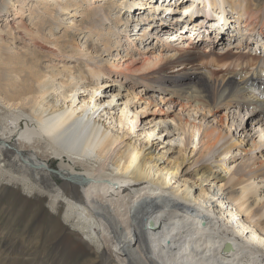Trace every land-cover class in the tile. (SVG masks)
Returning <instances> with one entry per match:
<instances>
[{
  "label": "bare ground",
  "instance_id": "bare-ground-1",
  "mask_svg": "<svg viewBox=\"0 0 264 264\" xmlns=\"http://www.w3.org/2000/svg\"><path fill=\"white\" fill-rule=\"evenodd\" d=\"M0 18V264L50 245L264 264V143L237 134L264 132V0H0Z\"/></svg>",
  "mask_w": 264,
  "mask_h": 264
},
{
  "label": "rangeland",
  "instance_id": "rangeland-1",
  "mask_svg": "<svg viewBox=\"0 0 264 264\" xmlns=\"http://www.w3.org/2000/svg\"><path fill=\"white\" fill-rule=\"evenodd\" d=\"M186 2V1H185ZM184 2V3H185ZM164 5V4H163ZM165 6V5H164ZM163 6V7H164ZM182 5H176L175 7H174V12H176V14L177 13H180L181 14V11H183L182 9V7H181ZM202 6V4L201 3H197V7H201ZM215 9H217V8H215ZM217 12H219V10L217 9ZM216 12V13H217ZM215 13V12H214ZM226 15H227V17L229 18V20H230V24H229V31L231 32V30H235L234 28H233V26H232V12H230V10L229 9H227L226 10ZM218 14V13H217ZM229 15H231V16H229ZM179 16H181V15H178V17H176V18H174V19H172L173 20V22H177V21H179ZM183 17V16H182ZM178 18V19H177ZM210 19H213L214 21H216V23L218 24L219 23V19H218V17H217V15L216 14H214V15H210ZM153 20V19H152ZM2 25H4V22L1 20V18H0V27L2 26ZM132 28H134V27H132ZM136 29H139V26H137L136 27ZM136 29H134V32H132V33H135V30ZM60 30H61V28H59V30H57L58 32H56V34L57 35H59V33H60ZM226 31L227 33H224L223 34V37L225 38V41H229L228 40V38H227V36L228 37H230V41H232V42H236V41H239L240 39L239 38H237V36H230V35H227L228 34V32L229 31ZM132 31V30H131ZM130 31V32H131ZM137 31V30H136ZM156 32H160V31H156ZM236 32H240V29H238ZM161 35H160V37L162 36V34L163 33H160ZM226 34V35H225ZM234 37V38H233ZM183 40H187V38H184ZM205 41L207 40V39H204ZM208 41V40H207ZM206 41V42H207ZM261 42L262 41H260V44H261ZM11 43V41L8 43V44H10ZM148 42L147 41H145V42H142L141 44H140V47L141 46H144L145 44H147ZM187 43H189V44H191V42L189 41V42H187ZM180 44H182V43H180ZM179 44V45H180ZM204 45H206V43L204 44ZM203 45V48H208V47H205ZM251 45V44H250ZM139 46V45H138ZM254 46H255V44L253 43L252 44V46H250L251 48V50H253L254 49ZM263 47H264V44H263ZM218 49H220V47H217ZM224 49H225V47H224ZM235 49V48H234ZM255 50H256V52L257 53H259V54H264V50L262 49V47L260 46V47H258V45H257V48H255ZM135 51H137V50H131V52H134L133 53V58L134 59H136V60H140V59H142L145 55L146 56H148V53L147 52H144V53H146V54H144V53H139V51H137V52H135ZM120 52H122L121 50H120ZM113 54H115L116 52H112ZM135 54V55H134ZM115 56V55H114ZM114 56H112V58H115ZM120 57V55H118L117 56V58H119ZM142 57V58H141ZM124 58V57H123ZM123 58H120V59H123ZM41 62L42 63H45V62H47V58H45V59H43V60H41ZM116 62H117V60H116ZM115 62V63H116ZM138 74V73H137ZM126 82H128V83H130V80L129 79H127V81ZM132 88H134L135 90H140L141 88H142V86L141 85H132L131 86ZM158 94H160L161 96H167L166 95V93H162V92H160L159 90H155ZM254 91H257V90H254V89H251V91L250 92H252V93H250V94H253V96H256L257 98L258 97H264V95H262V94H260L259 95V93L258 94H256ZM260 92V91H259ZM245 108H249V107H242L241 108V110L240 111H242V113L245 115ZM116 110H118V109H116ZM223 110H221V112H222ZM230 115V114H229ZM231 117V116H230ZM247 118H248V116L247 115H245V120H247ZM211 119V117L209 118V120ZM254 126V128H255V126H257V124H254L253 125ZM262 127H260V129H261ZM258 128L256 127V129H255V131H252V130H250V132H249V135H248V133L247 132H245V130H243V131H241V129H239L238 128V130L240 131V132H237V134L239 135V134H241L242 136L241 137H243V136H245V137H243V138H245V139H247V141H248V143H251V138L254 140V141H263L262 143H264V132L262 133L260 130H257ZM235 132V131H234ZM247 135H248V137H247ZM250 135H251V137H250ZM249 137H250V139H249ZM249 139V140H248ZM245 147V146H244ZM246 147H247V145H246ZM245 147V148H246ZM250 149H251V147H250ZM256 155H257V157L259 158V159H262V158H264V152H262L261 154H258V153H256ZM54 164L53 165H55V162H53ZM4 200V201H3ZM0 201H2L3 203L4 202H7V199H4V198H2V197H0ZM3 220V221H2ZM0 222L1 223H4V215L2 214L1 216H0ZM54 247V246H53ZM61 247V248H60ZM50 249V250H49ZM62 246H60V245H57L55 248H51V245L49 246V248L47 249V251L49 252H46V256H47V258L49 259L48 260V263L49 264H73V262H74V260L73 261H70V260H67L68 258V256H63L62 257V255H63V253H62ZM54 250V251H53ZM56 250V251H55ZM65 250V249H64ZM59 251V252H58ZM54 253V254H53ZM62 253V255H61V257H60V254ZM48 254V255H47ZM53 255V256H52ZM55 260V261H54ZM60 260V261H59ZM65 261H67V262H65ZM68 261H70V262H68ZM74 264H77L76 262H74Z\"/></svg>",
  "mask_w": 264,
  "mask_h": 264
}]
</instances>
